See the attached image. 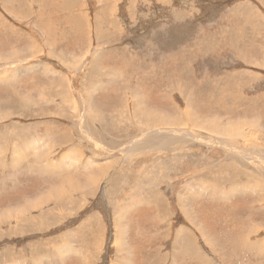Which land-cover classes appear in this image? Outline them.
<instances>
[{
  "label": "rangeland",
  "instance_id": "374dc122",
  "mask_svg": "<svg viewBox=\"0 0 264 264\" xmlns=\"http://www.w3.org/2000/svg\"><path fill=\"white\" fill-rule=\"evenodd\" d=\"M237 1L0 0V264H264V0Z\"/></svg>",
  "mask_w": 264,
  "mask_h": 264
},
{
  "label": "crops",
  "instance_id": "0c3cea01",
  "mask_svg": "<svg viewBox=\"0 0 264 264\" xmlns=\"http://www.w3.org/2000/svg\"><path fill=\"white\" fill-rule=\"evenodd\" d=\"M264 3V2H263ZM251 4H252V1L250 0V2H249V0H241L240 2H236V3H234V4H232V5H230V6H228V8L225 10V12L222 14V15H226V17L227 16H229V17H234V16H232V15H235L236 13H238V9H240L241 11H242V13H241V17L244 19V20H246V19H248V18H250V17H252L253 16V14L257 17V18H262V16H260L257 12L256 13H254V12H250L249 10H248V8H250L251 7ZM253 8V7H252ZM251 13H253V14H251ZM183 18L185 17V15L182 13V15H181ZM236 19H238V18H236ZM244 25H245V23H244ZM243 27V26H242ZM231 36L232 35H229V36H226V37H224V38H220V39H215V38H213V49H215V46H218V47H221V46H223V47H230L231 46ZM198 43L201 45V42L200 41H198ZM205 44V39H204V41H203V45ZM215 64V63H214ZM225 66H226V64H225ZM228 75L229 74H219V77L217 78V76H214V77H212V81H215V82H225V81H230V79H228ZM114 264H115V262H114ZM117 264H123V261H119Z\"/></svg>",
  "mask_w": 264,
  "mask_h": 264
},
{
  "label": "bare ground",
  "instance_id": "6f19581e",
  "mask_svg": "<svg viewBox=\"0 0 264 264\" xmlns=\"http://www.w3.org/2000/svg\"><path fill=\"white\" fill-rule=\"evenodd\" d=\"M68 157V156H67ZM49 170V169H48ZM251 176V174L248 176L247 179H250L249 177ZM249 183V182H248ZM246 184V183H245ZM247 185V184H246ZM245 186V185H244ZM72 187V186H71ZM245 189V188H244ZM260 195V194H259ZM123 248V247H122Z\"/></svg>",
  "mask_w": 264,
  "mask_h": 264
}]
</instances>
